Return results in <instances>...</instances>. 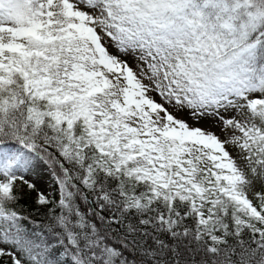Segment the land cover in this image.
<instances>
[{"label": "snow or ice", "instance_id": "snow-or-ice-1", "mask_svg": "<svg viewBox=\"0 0 264 264\" xmlns=\"http://www.w3.org/2000/svg\"><path fill=\"white\" fill-rule=\"evenodd\" d=\"M0 264H264V0H0Z\"/></svg>", "mask_w": 264, "mask_h": 264}]
</instances>
